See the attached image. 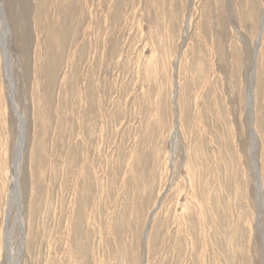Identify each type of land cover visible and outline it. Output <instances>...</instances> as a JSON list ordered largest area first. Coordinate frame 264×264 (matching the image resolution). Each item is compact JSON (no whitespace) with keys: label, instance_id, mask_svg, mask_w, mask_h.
Here are the masks:
<instances>
[{"label":"rangeland","instance_id":"obj_1","mask_svg":"<svg viewBox=\"0 0 264 264\" xmlns=\"http://www.w3.org/2000/svg\"><path fill=\"white\" fill-rule=\"evenodd\" d=\"M0 6V264H264V0Z\"/></svg>","mask_w":264,"mask_h":264},{"label":"bare ground","instance_id":"obj_2","mask_svg":"<svg viewBox=\"0 0 264 264\" xmlns=\"http://www.w3.org/2000/svg\"><path fill=\"white\" fill-rule=\"evenodd\" d=\"M0 12H1V14H2V16H3V13H2V9H1V6H0ZM263 32H264V11H263V14H262V18H261V25H260V29H259V42H258V44H260V42H261V39H262V36H263ZM5 42H3V44H4ZM258 52H259V50H258V48H256L255 49V51H254V70H252V73H251V77L253 78L255 75H256V72H257V57H258ZM8 67V66H7ZM7 69V68H6ZM253 93V92H252ZM249 96V95H248ZM252 102H254V101H252ZM254 127V126H253ZM21 139H22V137L20 136V143H21ZM19 143V144H20ZM258 170V169H257ZM258 184H260V183H258ZM262 188V187H261ZM259 190V189H258ZM17 191V190H16ZM262 197V196H261Z\"/></svg>","mask_w":264,"mask_h":264}]
</instances>
